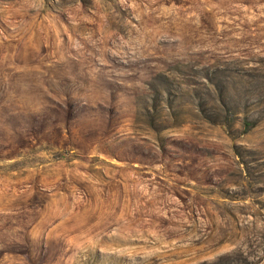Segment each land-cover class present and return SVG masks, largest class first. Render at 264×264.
<instances>
[{
  "label": "rangeland",
  "instance_id": "374dc122",
  "mask_svg": "<svg viewBox=\"0 0 264 264\" xmlns=\"http://www.w3.org/2000/svg\"><path fill=\"white\" fill-rule=\"evenodd\" d=\"M0 264H264V0H0Z\"/></svg>",
  "mask_w": 264,
  "mask_h": 264
},
{
  "label": "trees",
  "instance_id": "16d2710c",
  "mask_svg": "<svg viewBox=\"0 0 264 264\" xmlns=\"http://www.w3.org/2000/svg\"><path fill=\"white\" fill-rule=\"evenodd\" d=\"M161 79L166 81L167 80L166 75H161L154 78V82L156 84L150 85V87L154 90L156 94H158L159 90L164 89L163 88L164 83L160 81ZM202 79H204L208 83L206 85L207 86L206 90L208 92L206 94V97L212 100L210 94H213L220 107H215L214 109H212V113H211V111H209L210 109L205 108V106L208 105L206 102L207 100L198 97L197 104H195V110L196 112L203 115L201 121L211 125H227V126L232 125L233 124L232 120L229 121L227 118L228 116H222V113L229 112L232 110L238 111L237 108L235 106H231V102H227L226 92L223 90V87L221 88L220 85L213 83L211 78H209L208 74H204V76H202ZM248 125L250 124L246 122L245 126Z\"/></svg>",
  "mask_w": 264,
  "mask_h": 264
}]
</instances>
